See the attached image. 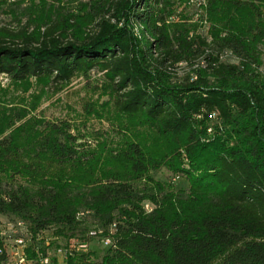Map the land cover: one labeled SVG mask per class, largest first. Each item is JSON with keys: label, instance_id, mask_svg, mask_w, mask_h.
Listing matches in <instances>:
<instances>
[{"label": "trees", "instance_id": "obj_1", "mask_svg": "<svg viewBox=\"0 0 264 264\" xmlns=\"http://www.w3.org/2000/svg\"><path fill=\"white\" fill-rule=\"evenodd\" d=\"M178 1L0 2V75L57 93L97 71L123 119L84 134L0 104V216L27 225L33 264L50 230L111 239L66 264H264V0H204L201 34Z\"/></svg>", "mask_w": 264, "mask_h": 264}, {"label": "rangeland", "instance_id": "obj_2", "mask_svg": "<svg viewBox=\"0 0 264 264\" xmlns=\"http://www.w3.org/2000/svg\"><path fill=\"white\" fill-rule=\"evenodd\" d=\"M14 0H0L6 4L12 3ZM60 0H49L50 3L58 4ZM63 5L70 9L78 8V0H61ZM87 2L89 0H81ZM178 13L184 14L193 24L199 26V34L203 33L202 29L206 26L205 10L202 7L204 0H183ZM24 7L27 4L23 5ZM177 20V18H176ZM13 24L12 18L7 15L0 16V26ZM207 32V29H204ZM234 60H230V62ZM180 77L186 76L190 69L185 65L178 68ZM103 75L97 71L91 72L88 76H76L66 87L60 92H53L49 89H43L31 81L27 87L14 86L11 81L4 75H0V104L10 110H21L25 115L24 121L27 120H45V121H69L74 127H78L82 133L96 134L95 132H106L110 129V123H122V118H119L115 111L112 110V105L109 102V95L104 89ZM92 106L93 112L87 111L88 106ZM1 108V107H0ZM133 128V126H132ZM136 134L139 135L138 130ZM155 180L162 184L171 185L175 191L186 190L188 183L184 177L172 175L166 170L160 171L155 175ZM10 219L0 216V223L8 222ZM89 227H93L92 218L85 219ZM10 222V221H9ZM17 227H27L22 222H16ZM39 240L46 242V246L54 244L59 248H67L68 244L65 239L56 238L54 231L45 232ZM42 242V241H41ZM33 241L29 240L28 245H32ZM13 244V242H11ZM90 249L99 257L106 253L104 245L99 241H92ZM41 247V246H40ZM56 247L48 249V256L54 257ZM62 264V259H60ZM3 264H16L15 260L9 257Z\"/></svg>", "mask_w": 264, "mask_h": 264}, {"label": "built area", "instance_id": "obj_3", "mask_svg": "<svg viewBox=\"0 0 264 264\" xmlns=\"http://www.w3.org/2000/svg\"><path fill=\"white\" fill-rule=\"evenodd\" d=\"M145 209L151 211L149 205H146ZM100 234L101 232H92L90 236L98 238ZM31 239L32 236L28 227H17L16 221L0 223V256L5 255L6 260L12 257L16 264H33V262L27 258V249L30 247L28 243ZM11 242H13V244H11ZM101 243L105 247L112 244L110 238H102ZM90 250L89 243H80L79 241L71 240L67 248L57 249L54 257L57 259V264H61L60 259H62V264H66V261L74 252L87 253ZM39 257L40 264H51V258L49 256L42 257V255L39 254Z\"/></svg>", "mask_w": 264, "mask_h": 264}]
</instances>
